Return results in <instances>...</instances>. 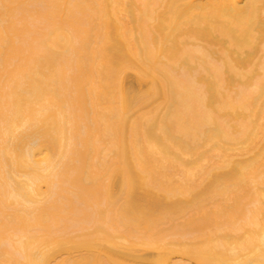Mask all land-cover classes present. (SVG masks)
<instances>
[{"label":"bare ground","instance_id":"6f19581e","mask_svg":"<svg viewBox=\"0 0 264 264\" xmlns=\"http://www.w3.org/2000/svg\"><path fill=\"white\" fill-rule=\"evenodd\" d=\"M0 264H264V0H0Z\"/></svg>","mask_w":264,"mask_h":264}]
</instances>
